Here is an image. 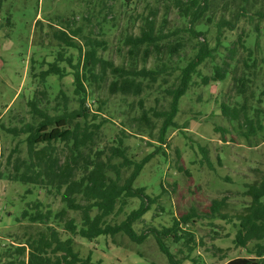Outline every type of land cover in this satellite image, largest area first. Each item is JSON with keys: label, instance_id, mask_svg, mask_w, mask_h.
<instances>
[{"label": "trees", "instance_id": "trees-1", "mask_svg": "<svg viewBox=\"0 0 264 264\" xmlns=\"http://www.w3.org/2000/svg\"><path fill=\"white\" fill-rule=\"evenodd\" d=\"M160 1L173 4L180 16L188 19L186 31L194 39L205 36L196 27H205V24L213 22L215 13L212 10L209 13L212 8H206L207 0ZM236 1L240 8L235 13L229 8H222L231 13L230 20L221 16L214 22L217 34L214 45H210L206 38L197 42L192 48V56L187 60L182 56L185 52L184 42L176 40L171 43L167 40L169 34L156 30V14L151 11L144 17L138 34L128 33L119 39L120 47H124L129 56L127 64L121 65L104 59L99 50L106 48L105 40L95 38L90 31L84 34L81 27L74 26L73 17L63 19L56 16V22L50 23L35 21V29L39 33L36 45L44 51L53 52V60L46 62L43 58L41 64L46 67L32 74L30 80L35 86L31 95L25 96L29 120L9 126L0 121V131L16 141L4 159V165L9 169L2 167L1 170L0 163V179L5 176L11 182L44 190L46 195L54 193L59 196L63 207L54 212L37 199L26 204L20 212V219L44 229L29 234L22 244L13 249L9 247L6 251H0V264H101V261H92L90 254L81 257L73 248L71 236L89 241L106 236L115 245H119L116 241L118 236H125L136 244L151 236L167 264H184L186 261L203 264L191 257L194 249L203 245L202 238H196L198 222L201 219L224 220L228 217L237 221L234 245L249 255L230 259L223 264H264L263 170L254 166L250 168L255 178L245 183L243 192L249 201L240 204L235 214L229 216L226 213L225 198L213 199L204 208L190 207L188 211L172 217L170 226L159 229L149 226L138 234L134 225L157 203L158 198L149 196L143 187H134V184L155 152L141 160L133 159L127 147L123 146V136L118 137L116 144L113 140L111 146L95 149V135L103 121L95 124L96 116L91 104L98 100L93 92L95 84L103 83L109 77L111 80L107 89L110 95L137 99L141 114L136 121H142L150 131L154 129L156 121L160 122L158 142L161 144L165 143L167 132L177 127L175 117L180 100L191 88H209L228 79L231 80L232 92L241 99V103L231 105L219 102L222 118L228 125L236 123L247 142L264 130L261 120L264 106L251 108L249 105V99L253 97L249 88L261 71L258 62L262 58L258 61L255 55L261 48L259 22L264 19V12L254 14L257 20L251 31L252 39L241 30L236 39L230 42L224 37V31L235 29L239 15L247 13L245 5L256 0ZM205 15L206 23L200 24ZM140 17L143 19V16ZM48 38L50 40L45 41ZM67 50L78 53L76 61L71 54H67ZM138 58L141 62L139 68ZM148 59H152L153 66L147 67ZM174 59L183 65L169 68L167 64ZM169 70L176 74L164 90L166 108L145 110L143 95L150 89H159L161 83H168L164 75L172 76ZM68 75L72 77L73 97L66 93L61 82ZM52 77L57 89L53 97L50 91L52 86L48 83ZM72 101H75L76 108H71ZM257 101L261 105L259 98ZM215 130L228 133L223 127H215ZM21 143L24 145V156L20 154ZM58 144L63 148H59ZM160 151L164 154L160 146L156 147V153ZM184 172L190 177L187 170ZM30 192L29 189L25 191L26 194ZM132 199L139 201L138 207L125 214ZM70 212L75 213L77 219L69 216ZM121 215L124 217L117 219ZM52 224L71 236L61 239ZM251 243L253 245L249 248ZM172 246L175 249H171ZM209 249L213 256L222 252L214 245Z\"/></svg>", "mask_w": 264, "mask_h": 264}, {"label": "rangeland", "instance_id": "rangeland-1", "mask_svg": "<svg viewBox=\"0 0 264 264\" xmlns=\"http://www.w3.org/2000/svg\"><path fill=\"white\" fill-rule=\"evenodd\" d=\"M239 6L236 0H207L206 8H212L209 13L211 10L215 13L213 22L210 25L205 24L207 15L203 16L200 24L207 26L196 27V30L204 32L205 36L194 39L186 31L189 26L188 19L182 18L168 1L1 0L0 121L9 126L17 122L20 125L21 121L29 120L25 99L31 95L35 86L31 84L30 79L33 73L46 67L41 64L43 58L46 62L53 60V52L44 51L36 45L39 42V33L34 25L36 20L50 23L56 22V16L63 19L73 17L74 26L81 27L84 34L90 31L95 38L105 40L106 48L99 50V54L104 59L121 65L127 64L129 56L126 49L120 47L119 39L128 33L138 34L144 17L150 11L156 14L155 29L169 34L167 39L169 42L173 43L176 40L184 42L185 52L182 56L187 60L192 56V48L197 42L206 38L210 45H214L217 35L214 22L221 16L230 20L231 13L225 9L229 8L235 13ZM245 8L247 13L239 15L236 28L232 31L224 29L223 35L230 42L236 39L241 30H244L245 35L248 34L249 39L254 37L251 34L257 20L254 14L257 11L264 12V0H256L245 5ZM140 16H143V19ZM259 27L261 48L255 56L258 61L262 58V61L258 62L261 71L249 88L253 94L249 99L251 108L264 106V19L259 22ZM49 40L50 38L45 39ZM67 54H71L76 61L78 53L75 50H67ZM138 62L139 68L140 58ZM146 65L153 66L152 59H148ZM167 65L173 68L181 67L183 63L174 59ZM169 72L172 76L164 75L168 83H161L159 89H150L143 95L145 110L166 108L164 90L176 74L172 70ZM110 80L109 77L94 87L93 96L98 100L94 105L91 104L92 110L95 111V124L103 121L95 135V149L109 147L113 140L116 144L118 137L123 136V146L127 147V152L133 159L141 160L155 152L134 184V187H143L149 196L158 198L157 203L134 225V230L138 234L149 226L158 229L170 226L172 217L188 211L190 207L204 208L213 199H226V213L229 216L235 214V209L238 210L240 204L248 203L249 200L243 192L245 183L255 178L250 168L254 166L264 171V130L247 142L240 134L242 129L236 123L228 125L222 118L218 108L219 102H228L231 105L235 102L241 103V99L235 97L231 90V80L213 84L209 88L200 86L191 88L180 100L179 111L175 117L177 127L167 132L163 144L158 142L160 122L156 121L154 129L150 131L142 121H136L141 114L137 99L110 95L107 89ZM61 82L66 93L73 97L71 75L64 77ZM48 83L52 86L50 91L53 97L57 90L54 85L55 78H49ZM258 98L262 101L261 105L257 101ZM76 107L75 101H72L71 108ZM262 111L261 120L264 125L263 108ZM250 113L252 114V110ZM215 127L226 128L228 133L222 134L221 131H216ZM15 142L6 132L0 131L1 170L9 169L5 167L4 159ZM158 146L162 148L164 154L162 151L156 153ZM58 147L63 148L61 144H58ZM19 148L21 156H24L22 143ZM184 170L189 172L190 177ZM26 189L31 192L26 194ZM36 199L54 212L63 207L59 196L54 193L46 195L44 190L11 182L5 176L0 179V251H6L9 247L13 249L14 246L22 244L29 234L43 228L20 219L21 210ZM138 204V200H130L125 214L137 208ZM69 216L77 219L73 212H70ZM123 217L124 215H121L117 219ZM51 226L58 231L61 239L71 236L61 227L54 224ZM197 226L196 238L203 240V245H198L191 253V257L197 262L223 264L230 259L248 257L249 253L233 243L238 229L236 220L229 217L224 220L201 219ZM213 232L219 234L214 235ZM71 237L73 248L81 257L90 254L92 261H101V264H167L166 258L158 250L151 236L141 244H136L125 236H118L116 241L119 245L113 244L110 237L106 236L90 241L79 236ZM213 245L222 250L220 255H212L213 252L209 248ZM252 245L253 243L249 248ZM171 249L175 247L172 246ZM184 264L192 263L186 261Z\"/></svg>", "mask_w": 264, "mask_h": 264}]
</instances>
